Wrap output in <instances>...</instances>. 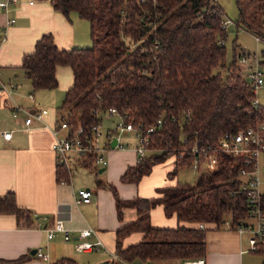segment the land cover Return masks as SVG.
Listing matches in <instances>:
<instances>
[{
  "label": "trees",
  "instance_id": "1",
  "mask_svg": "<svg viewBox=\"0 0 264 264\" xmlns=\"http://www.w3.org/2000/svg\"><path fill=\"white\" fill-rule=\"evenodd\" d=\"M51 2L66 15L75 11L89 20L92 39L89 47L67 50L60 49L47 33L38 39L34 52L23 57L22 68L34 90L58 86V65L72 68L74 83L59 106V122L65 120L75 129L81 125L87 132L102 121L100 112L109 108L144 128L162 120L150 134L149 148L156 152L129 166L122 181L139 182L156 162L170 156L174 165L169 176L176 175L179 167L192 165L196 142L220 159L216 170L195 183L168 184L154 197L124 200L115 186L98 180L99 186L114 191L120 219L123 206L137 210L138 218L116 231L117 253L136 264L204 258L207 225L220 228L230 220L236 229L240 221L251 219L247 191L241 190L243 164L220 150V140L227 132L264 122L263 107L254 106L257 90L242 74L235 48L232 61L225 62L228 33L223 8L216 0ZM236 4L238 27L264 40V0H236ZM57 176L66 178V170L59 167ZM158 205L181 223L154 226L151 210ZM261 206L264 210V191ZM0 213L14 214L19 226L32 224V213L17 204L13 191L0 197ZM201 223L205 228L199 227ZM133 232H142V239L125 246L124 239ZM27 258L23 255L0 263ZM54 264L77 262L64 257Z\"/></svg>",
  "mask_w": 264,
  "mask_h": 264
},
{
  "label": "crops",
  "instance_id": "2",
  "mask_svg": "<svg viewBox=\"0 0 264 264\" xmlns=\"http://www.w3.org/2000/svg\"><path fill=\"white\" fill-rule=\"evenodd\" d=\"M11 18L15 21L8 26L6 40L0 44V77L6 83L16 84L10 98L0 89V197L13 191L17 204L32 213V224L19 226L14 214L0 213V260L28 256L23 261L0 264H53L67 257L55 250L59 242L56 238L64 240L62 233L58 232L49 240L43 229L45 225L51 226L57 218L65 219L66 226L75 238H78L80 230L93 227L104 242L106 249L86 251L93 254L82 262L74 259L77 264H96L102 261L117 264L112 258V254L117 253L116 231L138 218L136 208L124 207L120 219L115 195L110 188L97 184L99 177L87 186L92 189V201L76 204L74 194L83 185L75 180L73 173L71 177L67 174L64 178L66 181L59 180L57 176L56 154L52 149L54 133L50 126L59 121L60 113L45 102H53L56 97L63 101L66 91L74 83L72 68L58 65V86L38 90L32 88L22 68L24 55L34 52L38 39L47 33L53 35L60 49L91 46L90 22L75 11L69 15L62 13L54 8L51 0H19L9 12L0 10V27ZM16 105L25 110L46 108L48 112L43 122H34L26 130L27 113L24 110L16 111ZM4 130H13L10 139L4 137ZM107 157L109 167L102 182L115 186L121 199L158 196L160 188L179 181L176 175L169 176L174 165L173 157L156 162L152 171L139 182H124L121 179L129 166L138 163L134 147H111ZM45 217L47 219L44 221ZM151 222L158 227H176L181 223L176 215L167 216L163 205L151 210ZM207 227V253L202 258L203 264H243L248 234H242L227 224L220 228ZM142 237V232H133L124 239V245L136 243ZM66 242H73L72 246L75 247L74 240ZM38 247H43L49 254V261L32 253ZM187 261L196 260L159 259L149 264H185Z\"/></svg>",
  "mask_w": 264,
  "mask_h": 264
},
{
  "label": "built area",
  "instance_id": "3",
  "mask_svg": "<svg viewBox=\"0 0 264 264\" xmlns=\"http://www.w3.org/2000/svg\"><path fill=\"white\" fill-rule=\"evenodd\" d=\"M18 2L19 0H0V10L9 12ZM14 21V18L8 19L6 25L0 27V44L6 40L8 26ZM227 22L230 21L225 20L224 27H227ZM258 39L260 38L258 37ZM241 58L242 61L247 62V57ZM248 67V76L257 90L264 84V68L259 61L256 64H249ZM15 88L16 84L6 83L0 77V89L5 91L9 98ZM30 97L34 99L33 95H30ZM254 106L263 107L264 109V105L260 104L258 98L255 99ZM15 110H24L27 113L25 118L26 130L34 122H43L44 115L48 112L46 108L25 110L20 105H16ZM106 112L119 114L122 118L117 127L108 133L101 130V122L93 124L87 132L81 125L75 129L65 120L58 121L53 126L46 124V126H50L54 133L52 149L56 154L57 167L65 169L69 177L72 176L73 168L77 164L88 168L106 167L109 161L105 153L112 147L111 140L115 136L118 139L115 148L122 149L126 145L120 140V135L133 133L137 139L134 148L137 152L138 161L148 155V151H151L149 148L151 144L150 134L156 130V127L162 125L161 119L158 120L157 125L144 128L141 124L138 125L129 121L126 115L123 116L116 108H109ZM12 132L13 130H4V137L10 139ZM186 141L185 138L183 142ZM219 146L223 153L234 157L235 160L243 164L239 174L242 178L241 190L247 191L251 219L240 221L236 229L242 234H248L249 246L244 251L259 250L260 245L264 243V210L261 206L264 182L260 177V155L264 153V122L240 128L236 132L225 133ZM192 152L195 154V158L191 166L200 171L199 175L210 174L218 168L220 159L217 153H208L205 149H200L197 142L193 145ZM201 154H204L205 160H201ZM61 181L66 180L62 179ZM92 198V189L88 187L80 188L74 194L76 204L89 203ZM46 219L47 217L43 220ZM226 224L231 227L230 220H227ZM199 226L204 228L205 224L201 223ZM43 229L49 240L58 232L62 233L65 241L74 240L75 249L79 252L106 249L98 231L93 227L80 230L78 238H75L71 229L66 226L65 219L57 218L51 226L45 225ZM35 255L47 261L50 260L49 254L45 252L43 247H38ZM112 258L119 264H135L117 253H113ZM185 264H203V260L187 261Z\"/></svg>",
  "mask_w": 264,
  "mask_h": 264
},
{
  "label": "rangeland",
  "instance_id": "4",
  "mask_svg": "<svg viewBox=\"0 0 264 264\" xmlns=\"http://www.w3.org/2000/svg\"><path fill=\"white\" fill-rule=\"evenodd\" d=\"M221 7L223 8L225 12V20L230 21L227 22V39H226V59L225 62L228 64L233 59V51L234 48L237 51L238 54V62L242 69V74L245 78L250 80L248 76L249 72V64H256L258 61L261 64V66L264 68V40L258 39V37L253 34L252 32L245 30L243 28H239L236 20L239 17V10L236 4V0H216ZM92 43V39L90 40ZM241 57H247V62L242 61ZM257 98L260 102V104L264 105V84L257 89ZM59 97H56L57 102L53 101L50 102L47 100L45 103L46 105H51L54 109H59L60 104L62 103V99L60 100ZM38 108H41L40 105H38ZM100 116L102 117L101 121V130L104 133H108L110 130H113L117 127L119 122L122 120L121 116L119 114H109L108 112L101 111ZM120 140L124 142L126 147H134L137 139L133 135L132 132L120 135ZM110 150V149H109ZM107 150L105 153V156L107 157ZM156 150L148 151L149 155H152L155 153ZM172 156L169 157V160ZM108 158V157H107ZM109 160V158H108ZM109 165V164H108ZM104 171H99L100 167L97 168H88L84 167L81 164H77L73 168V176L76 181H78L80 184L83 185V187H87L89 185H92L94 181H96L97 177H99V180H103V175L107 172V167ZM160 168H163L160 166ZM200 174V171H197L192 166H181L179 167V170L176 174L177 180L181 182H188V183H195L198 179V176ZM260 177L264 182V153L260 155ZM113 194L115 195L114 191L112 190ZM119 196V195H118ZM116 198V197H115ZM124 207L129 206H123L122 212ZM97 230V229H96ZM58 239L55 246V250L57 253H59L61 256H67L72 259H76L77 261H84V258L90 256L93 253H86V252H79L73 248L71 242H66L63 239ZM55 239V240H56ZM73 241V240H72ZM54 242V241H53ZM249 244H246V248L248 249ZM37 250V249H36ZM261 250V249H260ZM258 250H252V251H246L244 253L243 258V264H264V247L261 251ZM98 251H94L96 253ZM36 253V252H35ZM34 253V255H35ZM36 256V255H35ZM113 260L112 258H110ZM54 264V263H53ZM118 264V263H117ZM183 264V263H182Z\"/></svg>",
  "mask_w": 264,
  "mask_h": 264
},
{
  "label": "water",
  "instance_id": "5",
  "mask_svg": "<svg viewBox=\"0 0 264 264\" xmlns=\"http://www.w3.org/2000/svg\"><path fill=\"white\" fill-rule=\"evenodd\" d=\"M117 141H118V139H117L116 136L112 138V140H111V145H112L113 148H115V145H116ZM105 168H106V167H102V168H100V171H101V172L104 171ZM35 252H36V250H33V251H32V253H35ZM96 264H107V262H106V261H102V262H99V263H96Z\"/></svg>",
  "mask_w": 264,
  "mask_h": 264
}]
</instances>
